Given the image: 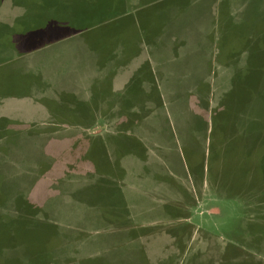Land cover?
Returning a JSON list of instances; mask_svg holds the SVG:
<instances>
[{
	"label": "rangeland",
	"instance_id": "374dc122",
	"mask_svg": "<svg viewBox=\"0 0 264 264\" xmlns=\"http://www.w3.org/2000/svg\"><path fill=\"white\" fill-rule=\"evenodd\" d=\"M168 2L169 82L80 103L75 39L133 50L120 0H0V264H264V2Z\"/></svg>",
	"mask_w": 264,
	"mask_h": 264
},
{
	"label": "crops",
	"instance_id": "0c3cea01",
	"mask_svg": "<svg viewBox=\"0 0 264 264\" xmlns=\"http://www.w3.org/2000/svg\"><path fill=\"white\" fill-rule=\"evenodd\" d=\"M165 0H131V6L124 7L128 4L127 0H120V19L122 23L120 24L121 30L126 34L132 31L134 36H137L136 41L134 38L131 40L133 47L132 51H127L128 48L121 47V58L127 63L121 62V64H116V61L113 62L111 57L106 56V51L108 53V48L106 41L98 36H101V32L104 30L100 29V25H105L106 21L111 19V15L107 14L106 5L104 12L111 16L106 19L98 18L97 28H94L95 25L90 26V30L93 31L87 40L75 39V100L80 103L85 102L86 100L94 98L98 95V99L102 95V98L107 99L112 91L125 93L126 89L130 86L131 83L139 82L141 83H168L169 77H171L170 72L165 68H160L159 62V53L161 52H171L176 42L177 33L180 35H185L182 32H175L177 28L179 31L180 27H174L175 22L173 21L175 10L177 4L175 3H166L164 5L165 9H170V13L173 15V18H161V12L159 3L164 2ZM264 2V0H262ZM168 12V13H169ZM103 15V14H101ZM113 19V18H112ZM126 20V21H125ZM174 22V23H173ZM75 27L77 24H75ZM93 27L94 29H91ZM126 27H131L126 29ZM79 29V28H78ZM169 29H172L171 33ZM78 31V32H77ZM101 31V32H100ZM80 30H76L75 37L79 34ZM185 32V31H184ZM81 33V32H80ZM107 34V32H105ZM122 33V31H121ZM120 34V33H119ZM184 40L181 39L180 42ZM129 45V44H128ZM184 49V48H183ZM109 54V53H108ZM173 59V58H172ZM186 68H184L183 73H185ZM184 74V77H188L190 74ZM175 75V74H174ZM176 76V75H175ZM181 76V75H180ZM199 81H196V83ZM62 90L72 91L73 89L68 88V86L63 85ZM8 99L14 101L15 106L21 104L22 99L5 97L0 101V111H11V108L2 110V105ZM19 100V101H18ZM32 100L29 98V101ZM27 101V102H29ZM33 101V100H32ZM32 109L36 111H45L43 103H38L32 105ZM255 238L251 237V241H254ZM256 241V240H255Z\"/></svg>",
	"mask_w": 264,
	"mask_h": 264
},
{
	"label": "trees",
	"instance_id": "16d2710c",
	"mask_svg": "<svg viewBox=\"0 0 264 264\" xmlns=\"http://www.w3.org/2000/svg\"><path fill=\"white\" fill-rule=\"evenodd\" d=\"M120 14V13H119Z\"/></svg>",
	"mask_w": 264,
	"mask_h": 264
}]
</instances>
